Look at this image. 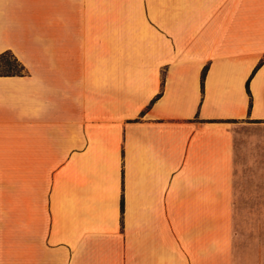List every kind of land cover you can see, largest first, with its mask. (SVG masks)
<instances>
[{"label": "crops", "instance_id": "obj_1", "mask_svg": "<svg viewBox=\"0 0 264 264\" xmlns=\"http://www.w3.org/2000/svg\"><path fill=\"white\" fill-rule=\"evenodd\" d=\"M9 53L0 264H264V0H0Z\"/></svg>", "mask_w": 264, "mask_h": 264}, {"label": "rangeland", "instance_id": "obj_2", "mask_svg": "<svg viewBox=\"0 0 264 264\" xmlns=\"http://www.w3.org/2000/svg\"><path fill=\"white\" fill-rule=\"evenodd\" d=\"M8 65L15 66V64L13 63V59L10 56L5 57V59L0 62V73H7V72H10V71L15 69V68H13L11 70L8 67ZM16 69L18 70V68H16ZM237 212H238V216L240 218L239 230H240V233L243 236V239L245 240L246 233L249 232L250 229H251V226H248L246 224V216H247L248 210L239 209V210H237ZM258 213H259L260 216H263V221H264V210H259ZM260 226H261V224H260ZM255 229H256V226H255ZM244 244H245V241H243V247H244Z\"/></svg>", "mask_w": 264, "mask_h": 264}, {"label": "trees", "instance_id": "obj_3", "mask_svg": "<svg viewBox=\"0 0 264 264\" xmlns=\"http://www.w3.org/2000/svg\"><path fill=\"white\" fill-rule=\"evenodd\" d=\"M7 56H10L12 59H13V63L15 64V66H13V65H8V67L12 70L13 68H15L14 70H12V71H10V72H7V73H1V74H4V75H24L25 74V66L22 64V63H20L19 61H18V59L14 56V55H12V54H4V55H2V56H0V62L2 61V60H4L5 59V57H7ZM16 68H18V70L16 69ZM205 74H206V70L204 71V75H203V80H204V78H205ZM122 207H123V204H122Z\"/></svg>", "mask_w": 264, "mask_h": 264}]
</instances>
